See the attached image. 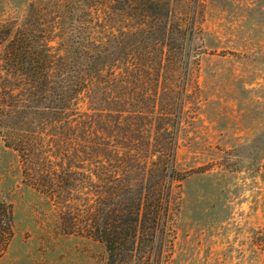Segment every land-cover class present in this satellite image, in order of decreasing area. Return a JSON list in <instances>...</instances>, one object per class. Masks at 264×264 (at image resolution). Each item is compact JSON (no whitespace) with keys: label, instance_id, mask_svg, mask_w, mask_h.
Returning <instances> with one entry per match:
<instances>
[{"label":"rangeland","instance_id":"obj_1","mask_svg":"<svg viewBox=\"0 0 264 264\" xmlns=\"http://www.w3.org/2000/svg\"><path fill=\"white\" fill-rule=\"evenodd\" d=\"M145 1L0 0V21L32 27L56 64L64 62L66 72L56 68L54 78L81 79L85 45L93 53L89 71L94 69L92 89L82 88L75 98L74 145L86 175L71 198L55 203L23 179L13 141L40 130V163L55 152L61 133L40 124L43 111L32 101L26 76L5 59L0 45V195L14 208V236L0 264H105V243L67 232L61 208L76 207L84 222L93 207L95 148L98 135L109 134V114L117 107L112 98L129 97L135 105L156 88L170 91L176 87L175 67L184 86L175 136L177 175L154 262L264 264V0H169L171 28L163 45L148 27L153 22L147 24ZM179 24L186 30L183 63ZM143 63L165 64L170 80L161 78L148 90L140 82L125 87V80L112 81L130 65L144 73ZM134 107L125 113L134 115ZM156 121L153 114L143 123L153 143L161 140L162 122ZM135 261L141 264L139 257Z\"/></svg>","mask_w":264,"mask_h":264},{"label":"trees","instance_id":"obj_2","mask_svg":"<svg viewBox=\"0 0 264 264\" xmlns=\"http://www.w3.org/2000/svg\"><path fill=\"white\" fill-rule=\"evenodd\" d=\"M144 10L147 24L153 22L148 27L153 26L156 33L161 35L163 45L171 28L170 1L146 0ZM176 30L180 37L178 51H181L183 63L186 30L180 24ZM40 36L28 25L17 26L0 21V45L5 46V59L26 76L32 90V101L36 109L43 111L40 124L54 126L61 133L54 139L55 144L59 143L55 152L40 163L36 159L42 147L37 142L40 130L31 129L15 138L13 146L23 161V179L55 203H62L64 199L71 198L73 187L79 185L81 175H86L81 169L79 153L74 145L78 126L75 98L82 88L92 89L94 69H89H92L93 53L85 45L82 56L88 62L82 68L85 73L81 79L58 80L53 77L55 69L66 72L67 68L63 61L56 64V57L45 38L43 40ZM147 63L140 64L145 65L144 73L136 65H130L124 77L118 73L112 77V81L125 80V87L140 82L148 90V87L154 89L153 85L160 83L161 78L170 80L164 71L165 64L157 68ZM172 75L176 87L165 92H159L156 88L155 94L142 91V104L134 105L132 99H123L118 94L112 98L117 107L112 108L109 114L113 121L109 134H99L95 148V179L90 181L95 197L93 207L84 222L79 220L76 207L61 208V224L67 232H85L105 243L108 251L105 264H132L138 257L141 264H155L164 231L169 192L172 180L177 175L174 166L175 136L183 107L184 86L176 67ZM142 83L147 85L143 86ZM122 104L131 105L126 107ZM129 107H134V115L125 113L132 112ZM153 114H156L157 121L162 122L158 130L161 140L156 143L143 128L145 119ZM62 134L66 137L63 138ZM13 236V204L0 195V259Z\"/></svg>","mask_w":264,"mask_h":264}]
</instances>
